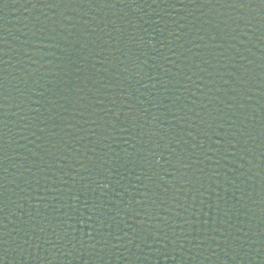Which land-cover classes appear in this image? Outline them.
I'll return each mask as SVG.
<instances>
[{
  "label": "water",
  "instance_id": "1",
  "mask_svg": "<svg viewBox=\"0 0 264 264\" xmlns=\"http://www.w3.org/2000/svg\"><path fill=\"white\" fill-rule=\"evenodd\" d=\"M0 264H264V0H0Z\"/></svg>",
  "mask_w": 264,
  "mask_h": 264
}]
</instances>
